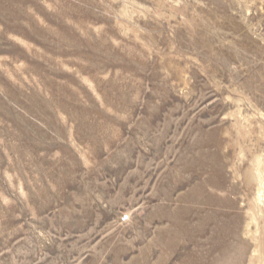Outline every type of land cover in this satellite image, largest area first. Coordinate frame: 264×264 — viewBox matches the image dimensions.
Returning <instances> with one entry per match:
<instances>
[{
	"label": "rangeland",
	"instance_id": "374dc122",
	"mask_svg": "<svg viewBox=\"0 0 264 264\" xmlns=\"http://www.w3.org/2000/svg\"><path fill=\"white\" fill-rule=\"evenodd\" d=\"M0 264H264V0H0Z\"/></svg>",
	"mask_w": 264,
	"mask_h": 264
}]
</instances>
